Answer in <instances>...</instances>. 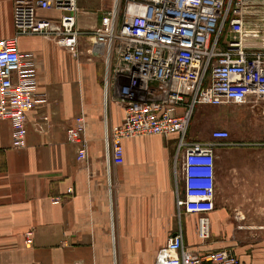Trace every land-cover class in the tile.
<instances>
[{"label":"crops","instance_id":"1","mask_svg":"<svg viewBox=\"0 0 264 264\" xmlns=\"http://www.w3.org/2000/svg\"><path fill=\"white\" fill-rule=\"evenodd\" d=\"M13 1L0 0V38L15 35ZM112 1L76 0L77 29L94 30ZM263 37L247 40L257 48ZM17 43L33 64L37 96L23 147L12 145L11 123L0 119V264H154L179 227L191 252L228 249L238 264H264V99L228 103L238 107L236 114L214 122L199 114L188 127V141L212 142L214 150V208L209 237L202 240L197 216L177 215L183 180L174 172L175 160L178 170L181 164L175 135L125 138L122 159L107 168L105 65L93 39L78 38L77 58L40 35H18ZM105 112L109 123L122 121L118 103L109 101ZM80 114L86 119L83 159L66 138ZM217 128L229 137L213 140ZM29 230L32 244L25 242Z\"/></svg>","mask_w":264,"mask_h":264},{"label":"built area","instance_id":"2","mask_svg":"<svg viewBox=\"0 0 264 264\" xmlns=\"http://www.w3.org/2000/svg\"><path fill=\"white\" fill-rule=\"evenodd\" d=\"M245 0H113L99 25L90 32L76 27V0H14L15 35L0 38V119L11 123L12 145L23 147L27 113L34 107V68L18 49V35L51 39L71 56L79 55L78 38L93 39L103 56L104 107L114 100L123 109L122 121L111 124L104 111V152L107 168L123 157L122 140L161 135L177 138L181 157L183 195H176L177 215L197 216L200 239L209 237L208 214L214 208V150L212 142L188 141L187 130L198 105L242 103L249 96L264 99V37L259 47L247 40L264 29H247ZM130 7H139L140 13ZM40 10L58 12L55 17ZM89 48L90 54H96ZM125 82L116 87L117 81ZM114 89V90H112ZM86 119L74 118L66 128L67 141L86 156ZM213 140H226L229 132L211 131ZM71 193L72 188H67ZM33 231L25 233L32 244ZM228 249L191 252L183 245L182 227L167 238L154 264H238Z\"/></svg>","mask_w":264,"mask_h":264},{"label":"rangeland","instance_id":"3","mask_svg":"<svg viewBox=\"0 0 264 264\" xmlns=\"http://www.w3.org/2000/svg\"><path fill=\"white\" fill-rule=\"evenodd\" d=\"M242 12L244 19L246 20L247 29H252L255 27L264 29V0H245ZM124 82V79H120V81H117L116 87L121 86ZM237 112L238 107L228 103L211 107H204L201 110L198 108V106H196V108H194L193 116L191 118L189 126L190 128H192L195 118L199 117V114H203L207 119L214 122L216 118L224 116L225 114H227L229 117L233 114H236Z\"/></svg>","mask_w":264,"mask_h":264},{"label":"bare ground","instance_id":"4","mask_svg":"<svg viewBox=\"0 0 264 264\" xmlns=\"http://www.w3.org/2000/svg\"><path fill=\"white\" fill-rule=\"evenodd\" d=\"M129 10L132 12H136V13H140L141 12V9L139 7H130Z\"/></svg>","mask_w":264,"mask_h":264}]
</instances>
